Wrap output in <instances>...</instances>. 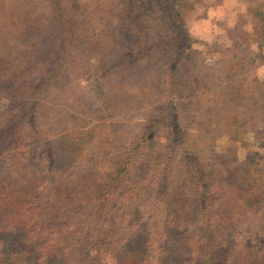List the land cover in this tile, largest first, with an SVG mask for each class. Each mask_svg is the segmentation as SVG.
<instances>
[{
	"label": "trees",
	"instance_id": "trees-1",
	"mask_svg": "<svg viewBox=\"0 0 264 264\" xmlns=\"http://www.w3.org/2000/svg\"><path fill=\"white\" fill-rule=\"evenodd\" d=\"M197 1L0 0V264H264V73L240 50L206 63ZM71 63L90 88L57 112Z\"/></svg>",
	"mask_w": 264,
	"mask_h": 264
},
{
	"label": "rangeland",
	"instance_id": "rangeland-1",
	"mask_svg": "<svg viewBox=\"0 0 264 264\" xmlns=\"http://www.w3.org/2000/svg\"><path fill=\"white\" fill-rule=\"evenodd\" d=\"M261 4H264V0H198L195 5L194 3L192 4L193 13L190 14V28L192 34L198 39V43H196L195 46L197 49L205 53L204 57H206V63H211L209 58L211 52L215 51V54L216 52L219 54V51L221 50L224 51L225 55H230L235 51L237 54L241 51L248 55L250 61L255 58L256 63L253 65L254 69L252 72L256 71L257 73H264V51L261 54L256 53V44L253 42L254 37L252 36L254 33L261 34L264 32V23L258 20V16L255 12ZM262 10L264 11V5L262 6ZM117 20V15H114V21L116 22ZM128 37L129 36L122 33L119 26H117L113 31V47L111 49L113 52L107 55H109L110 58L122 55L126 51V47L129 45ZM238 43L243 45L241 49L235 45ZM251 50H253L254 53H251ZM215 58L219 59V56L217 57L216 55ZM251 65L249 67H251ZM131 68L133 69V67ZM135 72L136 69L134 70V73ZM67 75L68 76L62 79L57 85L59 90L64 91V93H60L59 95H57L58 91L56 92L58 98L56 101H53V105L56 106L55 109H57V112H60L59 110L63 108L65 99L63 98V100L62 96L63 94L66 96V91L68 89L77 94L82 91L83 87H86L85 91L90 88L89 81L83 80L79 77L75 63L69 65ZM136 76L139 78V75ZM134 92H136V89ZM133 99L135 101L136 98ZM5 104V100L0 99V111L4 108ZM137 106H139V104H137ZM142 111L143 110L137 111L136 109L133 112L134 117L129 123L124 124L125 126L121 129V132H125L123 135V138L125 137V141L122 142L123 145L128 142L127 136L129 135L128 138H130V131L133 130V132H137L136 128L142 121ZM188 117L189 114L186 115V118ZM123 123L124 121H121L119 125ZM190 129L191 131L193 130L191 125ZM191 133L194 134L193 131ZM209 138L211 140H207L209 146H202V149L209 160H214L215 163H218L220 162V154L222 153L223 148L229 144L228 137L225 133H212ZM259 149L264 153V145ZM239 155H244L243 149H239ZM129 225L130 228L127 226L128 231H126L127 234H125V236L123 234L118 235L117 247L119 248L123 244H132L129 243V240L127 239L131 236L129 232L132 230V224ZM248 229L250 230L251 228L245 226L244 230H246L245 233L247 234H249ZM192 232H195V230H189V234ZM261 244L262 242L258 245L260 246Z\"/></svg>",
	"mask_w": 264,
	"mask_h": 264
}]
</instances>
